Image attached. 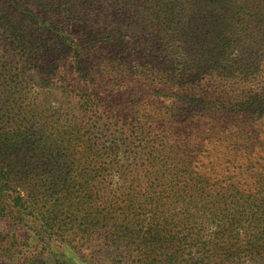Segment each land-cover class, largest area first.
Here are the masks:
<instances>
[{
  "label": "rangeland",
  "instance_id": "rangeland-1",
  "mask_svg": "<svg viewBox=\"0 0 264 264\" xmlns=\"http://www.w3.org/2000/svg\"><path fill=\"white\" fill-rule=\"evenodd\" d=\"M229 1L138 0L129 8L115 0L114 9L102 10L97 36L90 37L138 40L127 52L111 55L122 57L132 73L118 76L124 83L105 78L95 111H85L68 88L39 101L37 117L23 118L24 109H12L13 99L28 107L31 77L38 75L0 41V110L11 106L0 121V162L18 173L17 179L10 175L14 185L7 193L47 209L42 223L21 218L7 193L1 195L0 264H159L163 255L157 245L165 249L171 239L190 252L176 263L185 264V258L200 259L219 245L231 248L223 237L256 231L247 224L254 216L264 220V113L233 115L239 110L233 99L234 108L224 110L222 123L216 124L209 117L178 113L182 103L177 100L154 104L147 91L150 83L169 76L185 80L190 91L264 92V11H254L251 3L233 11ZM151 61L159 71L149 76L145 67ZM21 75L26 76L18 88L15 77ZM165 86L177 89L170 81ZM34 91L38 100L45 96ZM42 132L53 133L42 137L54 141L49 148L20 145L23 139L39 140ZM214 137L221 138V149L207 151ZM51 148L64 172L69 170L65 156H72L76 183L64 182L53 165L33 160ZM203 180L211 188L254 196L247 215L234 224L206 221L182 198L171 193L160 198L170 186L192 192V184ZM197 240L206 246H195Z\"/></svg>",
  "mask_w": 264,
  "mask_h": 264
},
{
  "label": "trees",
  "instance_id": "trees-1",
  "mask_svg": "<svg viewBox=\"0 0 264 264\" xmlns=\"http://www.w3.org/2000/svg\"><path fill=\"white\" fill-rule=\"evenodd\" d=\"M120 1L125 7L131 8L138 0ZM114 2L115 0H0V41L3 42L6 48L13 50L22 62L32 67L38 75H31V79L34 81L31 104L23 108L21 101L15 98L13 99L12 109L17 111L24 109L21 114L23 118L37 117L39 115V101L42 103L44 99L52 96L55 92L66 93V90L71 88L73 99H76V102L84 107L85 111H95L96 105L94 103L96 97H98L96 93L102 91L101 84L105 82V78L116 83L125 82L122 77L117 78L124 72L126 75H131V65L117 55L114 59H111V55L122 51L127 52L138 40V37L133 36L132 38L135 37L133 40L127 36L126 39L122 40L107 35L96 40V37L89 36L92 33L93 36H97L95 33H98L97 27L100 25L102 18L100 12L106 8L114 9ZM229 3L233 11L245 8L249 3H251L250 7L255 8L254 11H264V0H230ZM93 12H97V14L94 15ZM234 60L235 64L242 63V59ZM145 69L150 76L159 71V64L152 61L148 62ZM3 70H6L4 66ZM25 76H16L17 81L14 85L20 88V81L24 80ZM169 81L176 84L177 89L170 86L166 90L167 86L165 84ZM185 82V80L174 81L168 76L164 77L159 83H150L147 91L149 95L153 96L154 100L152 102L154 104H161L160 100H177L182 103V106L177 109L178 113L184 111L186 115L193 116V114H196L199 117H209L216 124L222 123L224 110L229 109V107L234 108L232 105L233 99L236 102L237 109H239L231 111L233 115L239 116L242 111H251L256 114L264 113V101L259 99L261 95H264V92L259 93L254 89L242 88L239 90L232 88L229 94L224 93L221 95L209 88L190 91L189 87H185ZM115 87L121 88L119 85ZM34 89L40 92L44 91L45 96L38 100V94ZM246 102L254 104L247 108L245 106ZM10 111V104L0 110V121L3 115ZM17 134L14 129L13 136L17 137ZM19 134L24 137L22 132H19ZM51 134L53 133H39V140L23 139L20 145L27 144L31 149L49 148L54 141L42 137H49ZM214 138L211 148L207 151H219L221 149L218 148L221 138ZM42 142L43 146L40 145ZM12 143L15 144L16 142ZM227 155L224 154V156ZM65 158L69 159L67 163L69 170L65 172L61 170L52 148L49 150L48 155L36 153L33 160L38 162L42 160L47 166L53 165L52 168L55 171L63 173L64 182L76 183L77 178L71 174L74 165L71 161L72 156L68 154ZM0 160L4 161L3 158ZM178 163L185 170L190 167L189 164H185L183 159L179 158ZM12 173L14 178L17 179V171L8 169L4 162H0V198L3 193H7L14 185L9 179ZM207 184L208 181L206 180L197 181V183L192 184L194 187L192 192H181L170 186L167 190L161 192L160 198L163 199V196H168L164 195L165 193H171L172 196L182 198L189 209L196 211L198 218L203 217L206 221L224 220L230 221L229 224H234L247 215L245 208L252 204L254 196L246 197L237 191L221 190L219 186L214 185V188H211ZM54 185L57 186L56 183ZM202 195L208 200L202 199ZM227 196H229L228 199H226ZM8 197L10 196L8 195ZM10 198L12 204L19 207L21 218L31 216L34 220H39V223H42L45 219L46 207L35 202L32 206H29L19 194ZM45 199L49 200V195ZM227 205H230V207ZM229 224L220 226L228 228ZM247 226L256 231L251 234H235L222 238L226 245L232 246L231 248L219 245L216 250L203 254L200 259L193 256L185 258V264H264V220L259 216H254ZM148 236H151V234H148ZM169 242L171 245L165 249H161V246L157 245L160 249V255H163V258L159 259V264H176L180 257L187 256L190 253L185 251L183 243L177 245L173 243L172 239ZM181 244L183 248L180 247ZM194 244L198 247L206 246L203 241L199 240ZM224 249L226 250L224 251Z\"/></svg>",
  "mask_w": 264,
  "mask_h": 264
}]
</instances>
